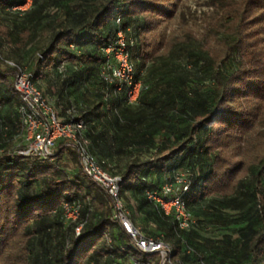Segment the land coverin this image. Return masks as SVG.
I'll list each match as a JSON object with an SVG mask.
<instances>
[{"label": "trees", "instance_id": "16d2710c", "mask_svg": "<svg viewBox=\"0 0 264 264\" xmlns=\"http://www.w3.org/2000/svg\"><path fill=\"white\" fill-rule=\"evenodd\" d=\"M182 1L33 0L15 12L25 0H0V137L7 143L25 130L17 69L4 61L31 63L47 101L42 84L54 78L58 100L74 98L77 112L66 121L84 122L91 155L122 178L120 198L144 236L170 244L177 264H264V0H210L201 40L178 41L167 24ZM119 31L136 40L131 59L143 90L133 105L103 78L104 51ZM177 174L191 181L187 231L148 198ZM65 205L79 207L67 229ZM113 213L70 142L58 141L48 158L0 157V264L154 259L136 250ZM216 225L232 228L222 238L201 235Z\"/></svg>", "mask_w": 264, "mask_h": 264}, {"label": "built area", "instance_id": "2783aa9c", "mask_svg": "<svg viewBox=\"0 0 264 264\" xmlns=\"http://www.w3.org/2000/svg\"><path fill=\"white\" fill-rule=\"evenodd\" d=\"M32 2L33 0H25L22 6L15 7L12 11L25 12L30 9ZM135 43L134 38H128L123 31H119L115 44L104 51L107 68L103 72V78L109 84L116 85L117 91L125 89L128 103L131 105L138 102L143 90V83L137 78L131 59V49ZM7 64L17 69L15 87L25 105L23 124L31 143L24 154L48 158L58 141L73 144L83 172L112 198L113 220L120 224L137 251L147 256H155L154 259L146 261L131 258L126 264H177L174 249L170 244L160 237L144 236L141 229L132 222L130 212L120 198L122 178L103 170L91 155L90 142L84 135L86 130L84 122L76 121L74 117L69 121H60L43 91L34 84L33 74L12 62ZM190 190L191 181L184 174H177L170 183L163 186L160 192L148 193V198L165 216L174 219L178 230L187 231L194 225L185 198ZM65 211L79 219V207L65 205ZM82 228L83 225L76 228V237L81 234Z\"/></svg>", "mask_w": 264, "mask_h": 264}, {"label": "rangeland", "instance_id": "374dc122", "mask_svg": "<svg viewBox=\"0 0 264 264\" xmlns=\"http://www.w3.org/2000/svg\"><path fill=\"white\" fill-rule=\"evenodd\" d=\"M210 0H183L182 3L178 7V11L172 21H170L167 24V33L168 36L173 40L182 41L183 39H186L188 35H192L196 37L197 39L201 40L202 35L205 34V27L207 26L206 20H208L207 16H211L210 13L212 12V9L208 7V3ZM209 42H212L210 37L207 39ZM4 65H8L7 62H14L12 60H5ZM30 64H26L24 62V69L28 70L30 68ZM42 83V82H41ZM51 85L48 88L49 92H45L49 95L48 102L49 105L54 109L55 113L57 114L60 121L65 122L69 117L76 114L78 109V106L74 100L73 97L65 95L64 99L58 100L59 97H57L58 92L61 90V83L57 78H54V80L51 79L49 82ZM45 85L48 87L49 84L45 82ZM58 100L60 104L56 101L58 104L55 106V102L53 100ZM66 102L70 103V106L68 109L65 108ZM58 107H61L58 108ZM59 109V110H58ZM8 134V133H7ZM9 138L7 135L6 138ZM12 140L9 139L7 143L5 141L1 140L0 137V157L4 156L8 153H18V154H24V151H21V149L25 147H29L31 141L28 139L26 131L21 128L18 129V132L15 133L12 137ZM27 150V149H26ZM114 171L121 173L125 168V161L120 162L117 165H113ZM232 194V192L230 193ZM229 194V195H230ZM131 206H133L135 203L131 199L130 201ZM227 218L231 220L232 218V211L226 212ZM140 217V214H139ZM74 221H77L76 216H73L72 214H69L68 212L65 213V221L64 226L66 229L72 225ZM223 229H217L218 227ZM151 228H154V225L151 224ZM217 228L214 227H206L201 229V235L205 238H222L224 234L230 233V226L224 227L220 225H216ZM229 227V228H228ZM28 240L30 242L33 241V238L29 234Z\"/></svg>", "mask_w": 264, "mask_h": 264}, {"label": "crops", "instance_id": "0c3cea01", "mask_svg": "<svg viewBox=\"0 0 264 264\" xmlns=\"http://www.w3.org/2000/svg\"><path fill=\"white\" fill-rule=\"evenodd\" d=\"M42 89L45 91L46 90V92H49L48 91V87L43 83L42 84ZM47 96H49L48 94H47ZM57 100V99H56ZM56 100H53L54 102H55V106H57V103H56ZM58 108H60L61 109V107H58ZM59 110V109H58Z\"/></svg>", "mask_w": 264, "mask_h": 264}]
</instances>
